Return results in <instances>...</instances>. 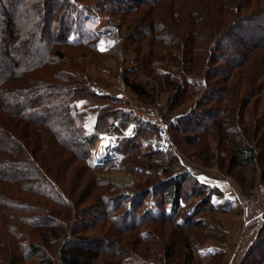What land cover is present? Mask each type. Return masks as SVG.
<instances>
[{"label":"trees","instance_id":"trees-1","mask_svg":"<svg viewBox=\"0 0 264 264\" xmlns=\"http://www.w3.org/2000/svg\"><path fill=\"white\" fill-rule=\"evenodd\" d=\"M246 1L0 0V264H57V252L60 264H223L228 232L206 214L239 202L216 204L224 191L199 180L180 146L218 139L221 174L245 194L264 182V0ZM104 17L127 27L126 53L136 46L140 71L125 83L137 98L156 103L155 61L186 76L185 88L162 83L174 94L166 117L205 87L197 113L169 120L171 151L82 68L77 57L104 55L91 28ZM106 136L123 165L151 177L125 193L101 179L91 154ZM263 238L264 222L241 264H264Z\"/></svg>","mask_w":264,"mask_h":264},{"label":"rangeland","instance_id":"rangeland-1","mask_svg":"<svg viewBox=\"0 0 264 264\" xmlns=\"http://www.w3.org/2000/svg\"><path fill=\"white\" fill-rule=\"evenodd\" d=\"M93 20L95 21H94V24H92L91 28L94 31H97V33L103 35V39H101L97 44H98V49L101 52H103L104 55L103 56L93 55L91 53L86 55L87 52L86 53L83 52L85 57H77V58H79L80 61L83 63L82 68L86 70V73L88 77L91 78L92 83H98L100 88L104 89L107 93L109 92L111 94H114L117 91V87L120 84L121 80L124 81L125 83V79L127 77H130V74L132 75L130 79L133 80L135 79L136 76L133 75L132 73L135 70L136 72L140 71L139 67L141 66V64H138L137 62H135L137 58V55L135 54L136 46L131 47L133 52H129V53L125 52L124 46H125V43L128 37V33H127V27H125L121 21L117 20L114 17H104L103 19L93 18ZM233 40L236 41L237 44H239L238 47L234 46V47H237V48H234L235 52L241 51V49L243 48V40L241 41L239 39H233ZM78 53H79L78 55L83 54L82 51ZM70 56H72V52L70 53ZM219 67L220 65L217 66V68ZM63 68H66V64L63 65ZM152 68L154 71L153 76L157 77L155 78V80L157 84H159L157 85V88L159 90L157 91L156 103L150 105L148 102L145 103L144 100L137 98L136 95H134L131 91L127 89V86L125 83L126 92L128 96L130 97V99L132 100L131 103L125 101L126 103L123 106V109L125 111L131 112L135 117H137L136 112L138 113L144 110L156 109L159 116L164 120L165 124L168 125V122L172 117L178 115L181 112H184V111L186 112L190 108H194L196 103L201 102V98L205 94L204 86L197 92L193 91V94H191V96L188 98L187 101H185L181 105H178L177 109L170 113V117H166L164 112L166 111L171 101V98L173 97L174 94H173V90L171 91L163 90L164 86L162 83L165 82L164 83L165 88L169 87L168 86L169 81H171L172 84L176 83L179 85L180 83H182V81L184 83V79L186 78V76L185 74L181 72V70H179V68L173 66L169 62L155 61L152 64ZM180 88H185V86L181 85ZM105 103L106 102H104V104ZM202 104L201 106H203ZM97 105L98 104H95L93 102H87V103H83L80 107L87 108V107H94ZM127 107H130L134 111L127 110L126 109ZM196 109L197 108L193 109L194 113H197L199 111L198 109L197 110ZM208 118L204 116V121H205L204 125L207 123ZM137 119L139 118L137 117ZM139 121L141 122V119H139ZM168 135H169V143L171 147L169 150L171 151L173 149V144H172L171 137L169 134V129H168ZM183 137H188V136L184 135ZM209 139L210 140L207 141L208 148H206L205 146H202V144L180 146L182 151L185 152L186 154V157H184V160L186 164H188V166L190 167L191 171L194 174H200V173L209 174L208 172L210 170L214 173L213 179H216L217 177V179L220 180L222 184L224 185L226 184V186L227 184L231 183L226 188L230 187L231 185H234L238 187L239 190L244 195H250V194H245L242 191L240 185L232 177H228L226 176V174L220 173L221 170L223 171L228 170V163H229L228 156L229 155L228 153L225 152V149L223 147L221 146L219 147L218 139L211 138V137H209ZM106 141H109L110 143H112L113 155L99 159L97 158L98 151L100 149L101 144H103ZM159 141H163V139L157 134V136L154 137L151 143L156 150H159L158 149L160 147ZM208 143H210V146ZM117 145L118 144L115 141V139L110 136H106L102 138L101 142L97 145L96 149L91 154V163L94 167L100 168L97 175L101 179L111 183L118 190L125 193V192L132 191L133 189L136 188V186L139 183H141L145 179H148L151 176L141 175L140 177H138L130 170L129 167L123 165V163L120 162L121 161V159H119L120 157L116 155ZM146 148L147 147L144 145V148L140 150L138 153H145ZM208 155L212 156V161L210 162V164L203 161V158L207 157ZM113 161H116V163H114L113 165L107 168H103L105 164L111 163ZM155 161L158 162L161 160L160 159L154 160L153 162ZM229 170L231 171L233 176L235 177L239 176L243 178L242 175L240 174L242 173L241 168H238V169L233 168ZM157 174L159 176V180L161 179L163 180L164 178L165 179L167 178L166 176H163V175L160 176L161 173H157ZM247 178L250 179V176L248 175ZM245 179L246 177L243 178V181L246 182ZM128 180H131V183L127 184ZM200 181L208 184V181L206 182L205 180H200ZM258 183L264 184L263 181L261 182L260 176H258ZM211 184H209L211 187H216V184L214 183H211ZM187 190H189V188ZM226 201L230 202L229 199L227 200L224 197L215 198L216 204H222ZM233 206L234 208L228 212L223 211L221 213L212 214L211 216L209 213L206 214V216L212 217V219L215 221L216 227H221L224 231L228 232V241H227V246H226L227 251H226L225 258L223 260V264H231L230 261L233 258V254H236L239 256L238 250L236 248L235 249L232 248V250H229L228 243H229V238L231 234H232L231 237H234L236 233L234 244H236L237 246H240V244L243 243L242 240L246 238L245 230H246L247 225L244 224V220L242 219V208L239 203L237 204L234 203ZM258 207L261 209H264V197H262V199L260 200ZM241 219H242V223H241ZM263 222H264V217L259 220V224L261 223L263 224ZM237 224H239V227H238L239 229H237L238 232H235L233 234L232 232L235 231L236 229L235 226H237ZM216 240L221 241L220 238L214 239L213 241L211 240L206 241L204 244L206 246L205 249L208 250L211 248L212 245L218 244L219 241H216ZM263 241H264V238H263ZM58 247L59 246H56L57 249ZM260 252L261 251H256V254H259ZM54 257H55L57 264H60V256L58 252L54 255ZM242 260L240 261L239 264H241Z\"/></svg>","mask_w":264,"mask_h":264},{"label":"built area","instance_id":"built-area-1","mask_svg":"<svg viewBox=\"0 0 264 264\" xmlns=\"http://www.w3.org/2000/svg\"><path fill=\"white\" fill-rule=\"evenodd\" d=\"M114 95L117 99L130 103L132 101L126 92V86L122 80L120 81ZM126 109L130 111L133 110L130 107H127ZM136 114L141 121L156 125L158 128V135L163 139V141H159L160 147L158 149L168 151L171 148L169 143L168 128L164 120L158 115L157 110L149 109L138 113L136 112ZM224 196L225 198L239 202L242 208V219L246 224L255 220H260L264 217V209L258 207L260 200L264 197V184L258 183L255 187L254 193L250 195H244L238 187L231 185L224 190Z\"/></svg>","mask_w":264,"mask_h":264},{"label":"crops","instance_id":"crops-1","mask_svg":"<svg viewBox=\"0 0 264 264\" xmlns=\"http://www.w3.org/2000/svg\"><path fill=\"white\" fill-rule=\"evenodd\" d=\"M208 173L209 174H207V173H200V174H195V175L200 180H205V182L208 181V184H211V183L216 184V187L220 188V190L222 192L226 189V187L228 185L231 184V183L230 184H227V186H226V184L225 185L222 184V182L220 180H218L217 177H216V179H213L214 173L212 171L209 170ZM241 223H242V219H241ZM244 224L247 225L246 226V230H245L246 231V233H245V237L246 238L244 240H242L243 243L241 242L242 244H240V246H237L236 244H234L235 243L234 240H235V237H236V233L235 232H238L237 229H239L238 228L239 227V224H237V226H235L236 229L234 228L235 231L232 232L233 234L235 233V236L234 237H231L232 236V234H231V236L229 238V243H228L229 250H232V248H234V249L236 248L238 250V253H239V256L236 255V254H233V258L230 261L231 264H233V263L239 264L240 263V261L243 259V257L248 252L249 248L255 243V240H256L257 235H258V231H259L260 226H261L262 223L259 224V220H255V221H253L251 223H248V224H246L244 222Z\"/></svg>","mask_w":264,"mask_h":264},{"label":"bare ground","instance_id":"bare-ground-1","mask_svg":"<svg viewBox=\"0 0 264 264\" xmlns=\"http://www.w3.org/2000/svg\"><path fill=\"white\" fill-rule=\"evenodd\" d=\"M113 155V145L109 142H104L101 144L100 149L97 154V158L102 159L104 157L112 156ZM131 183V180H128L127 184Z\"/></svg>","mask_w":264,"mask_h":264}]
</instances>
